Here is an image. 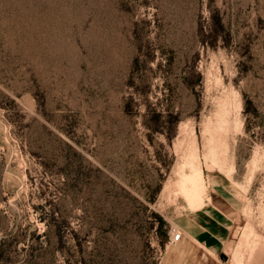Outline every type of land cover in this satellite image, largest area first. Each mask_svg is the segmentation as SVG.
Instances as JSON below:
<instances>
[{
    "label": "rangeland",
    "instance_id": "obj_1",
    "mask_svg": "<svg viewBox=\"0 0 264 264\" xmlns=\"http://www.w3.org/2000/svg\"><path fill=\"white\" fill-rule=\"evenodd\" d=\"M197 213L264 264V0H0V264H163Z\"/></svg>",
    "mask_w": 264,
    "mask_h": 264
},
{
    "label": "crops",
    "instance_id": "obj_2",
    "mask_svg": "<svg viewBox=\"0 0 264 264\" xmlns=\"http://www.w3.org/2000/svg\"><path fill=\"white\" fill-rule=\"evenodd\" d=\"M218 225H221L218 220L213 221L211 217L205 219L199 213L179 220V227L183 233L180 241L183 246L167 250L163 264L174 259L173 255L177 253L194 255V264H217L216 256L223 253L219 249V242L224 238ZM181 249L183 252H177Z\"/></svg>",
    "mask_w": 264,
    "mask_h": 264
},
{
    "label": "built area",
    "instance_id": "obj_3",
    "mask_svg": "<svg viewBox=\"0 0 264 264\" xmlns=\"http://www.w3.org/2000/svg\"><path fill=\"white\" fill-rule=\"evenodd\" d=\"M181 236H182V232H181V231H175V232L172 234V236H171V241H172V242H177V241L180 240Z\"/></svg>",
    "mask_w": 264,
    "mask_h": 264
},
{
    "label": "water",
    "instance_id": "obj_4",
    "mask_svg": "<svg viewBox=\"0 0 264 264\" xmlns=\"http://www.w3.org/2000/svg\"><path fill=\"white\" fill-rule=\"evenodd\" d=\"M220 257H221L222 260H227L228 259V256L225 253H221Z\"/></svg>",
    "mask_w": 264,
    "mask_h": 264
}]
</instances>
